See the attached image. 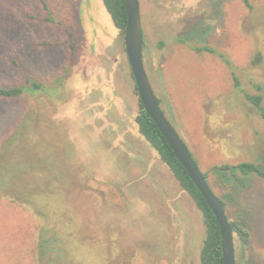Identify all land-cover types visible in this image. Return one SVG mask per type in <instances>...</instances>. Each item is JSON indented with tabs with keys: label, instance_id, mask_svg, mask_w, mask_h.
<instances>
[{
	"label": "rangeland",
	"instance_id": "obj_1",
	"mask_svg": "<svg viewBox=\"0 0 264 264\" xmlns=\"http://www.w3.org/2000/svg\"><path fill=\"white\" fill-rule=\"evenodd\" d=\"M49 2L55 22L45 19L38 0H0V84L32 79L43 85L37 93L0 100V138L13 136L29 111L46 130L34 135L27 116L25 134L11 138V165L42 161L45 139H55L87 186L90 199L82 209L89 208L90 233L113 237L120 264H196L205 226L185 191L188 217L180 220L183 234L177 229L171 237L172 249L160 254L150 243L168 237L144 233L152 221L143 214L159 194L149 176L157 154L139 142L138 95L123 33L102 0ZM139 2L143 64L160 108L214 193L227 200L229 219L244 222L247 241L234 233L236 264H264V174L230 181L232 173L214 167L251 161L264 171V121L240 92L254 93L259 83L264 103V0ZM203 46L215 52L197 50ZM34 222L26 208L0 200V264H29ZM98 253L92 252L91 264H105L104 252Z\"/></svg>",
	"mask_w": 264,
	"mask_h": 264
},
{
	"label": "trees",
	"instance_id": "obj_2",
	"mask_svg": "<svg viewBox=\"0 0 264 264\" xmlns=\"http://www.w3.org/2000/svg\"><path fill=\"white\" fill-rule=\"evenodd\" d=\"M38 1L47 15L45 19L55 22L56 19L53 10L50 8L49 0ZM102 2L114 26L123 33L127 18L123 0H102ZM3 14L2 12L1 15ZM197 50L215 52L209 46L199 47ZM12 61L19 67V63L15 58H12ZM232 75L234 86L239 88L241 84L238 77L234 73ZM27 80L28 84L22 82L18 84H0V100L10 101L25 92L37 93L43 89V85L39 81ZM254 88V93H249L243 89H240V92L264 121L263 86L258 83ZM156 99L159 103V99L157 97ZM27 116L30 117L29 130L33 131L34 135L41 132L40 129L43 132L46 131L42 127L40 117L29 111L14 125L12 131L14 134L11 132L13 136L7 132L0 138V200L6 198L10 202L26 208L35 219L30 240L32 249L29 264H91L90 258L94 251L97 253L99 251V255L104 252L102 256L105 264H120L121 254L113 244V237H110V235L101 237L99 234L102 230L99 231L98 236L91 234L89 231V208L88 210L87 207L82 209L85 200L89 198V195L85 192L87 186L81 183L76 171L70 166L69 159L66 158L61 147L62 145H59L53 138L54 142H52L53 140L48 137L43 143L46 158L39 161L40 163L37 161L38 163L28 166L24 164L11 165L10 159L13 152L10 150V143L18 137V134H25L27 129L24 127L21 130V125H24ZM135 123L138 133L168 167L181 189L190 196L202 214L205 233L200 246L199 264H223L220 230L214 214L139 99ZM14 155L18 156L19 154L15 153ZM193 158L198 165L197 158L194 156ZM214 167L232 173L230 181L237 180L238 176H247L251 173L264 174L261 167L251 161ZM233 173H237V175L235 176ZM203 175L213 191L207 175L205 173ZM215 195L222 202L226 216L229 219L227 200L217 194ZM229 221L233 232L242 237L244 241H247L248 232L244 227V222L240 219H229ZM107 240L109 244L105 245ZM100 243L103 245L102 248ZM89 246H94V249H90ZM99 249H102V251Z\"/></svg>",
	"mask_w": 264,
	"mask_h": 264
},
{
	"label": "water",
	"instance_id": "obj_3",
	"mask_svg": "<svg viewBox=\"0 0 264 264\" xmlns=\"http://www.w3.org/2000/svg\"><path fill=\"white\" fill-rule=\"evenodd\" d=\"M123 3L127 15L123 31L124 47L138 99L214 214L220 230L223 264H236L234 232L222 202L211 190L184 140L160 108L146 74L142 57V22L139 0H123Z\"/></svg>",
	"mask_w": 264,
	"mask_h": 264
},
{
	"label": "crops",
	"instance_id": "obj_4",
	"mask_svg": "<svg viewBox=\"0 0 264 264\" xmlns=\"http://www.w3.org/2000/svg\"><path fill=\"white\" fill-rule=\"evenodd\" d=\"M139 139L141 146L146 145V141L140 134ZM150 174H152L154 179L158 182L159 194L158 197L152 201V206H154L155 209L150 208V210H147L143 214V216L151 219L152 221L151 226L147 227L148 230L144 233H149L151 235H164L168 237V240L167 238L162 239L161 237L157 241H151L150 243L152 249L154 248L159 250L161 254V252L172 249L171 244H174L176 241L171 237L176 236L177 229L180 235L183 234L182 231H184V229L180 226V220L184 219V216H187V212L184 211V205L182 203V193H184L183 190L158 155L153 157L152 166L149 170V176ZM185 236L187 238L184 242H186V244H191L190 242L192 241V237H189L187 233H185L184 237ZM184 249L189 251L191 248L189 245H186ZM187 257L188 256L185 255V259H187ZM196 259V264H199L198 256Z\"/></svg>",
	"mask_w": 264,
	"mask_h": 264
},
{
	"label": "flooded vegetation",
	"instance_id": "obj_5",
	"mask_svg": "<svg viewBox=\"0 0 264 264\" xmlns=\"http://www.w3.org/2000/svg\"><path fill=\"white\" fill-rule=\"evenodd\" d=\"M139 6H140V13H141V4H140V2H139ZM201 17V19L200 20H202V15L200 16ZM199 20V19H198ZM197 20V21H198Z\"/></svg>",
	"mask_w": 264,
	"mask_h": 264
}]
</instances>
